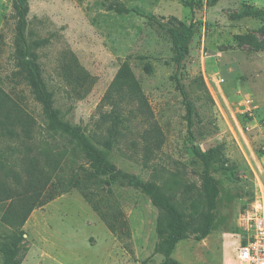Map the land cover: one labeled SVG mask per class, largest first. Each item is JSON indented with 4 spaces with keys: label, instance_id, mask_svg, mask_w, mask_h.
I'll return each mask as SVG.
<instances>
[{
    "label": "rangeland",
    "instance_id": "rangeland-1",
    "mask_svg": "<svg viewBox=\"0 0 264 264\" xmlns=\"http://www.w3.org/2000/svg\"><path fill=\"white\" fill-rule=\"evenodd\" d=\"M171 16L194 23L179 69L158 25ZM26 20L54 108L97 147L109 140L108 158L121 173L154 182L185 214L204 211L202 165L193 147L218 149L213 213L222 226L195 240L202 220L193 213L171 257L180 264H239L244 219L264 198V0H28ZM16 37L13 0H0V264L17 229L22 240L10 264H162L161 211L139 189L108 175L93 189L107 220L72 188L34 207L20 229L7 221L41 170L51 185L55 172L68 178L87 166L48 129ZM175 77L194 107L191 133ZM121 79L123 91L133 86L136 97L115 93Z\"/></svg>",
    "mask_w": 264,
    "mask_h": 264
},
{
    "label": "trees",
    "instance_id": "trees-1",
    "mask_svg": "<svg viewBox=\"0 0 264 264\" xmlns=\"http://www.w3.org/2000/svg\"><path fill=\"white\" fill-rule=\"evenodd\" d=\"M13 8L16 17L17 53L20 65L25 73L24 77L27 84L31 87L36 99L42 105V111L47 119V127L52 132L58 133L66 139L73 151L78 150L86 160L87 166L80 164L73 172L72 177L68 178L63 177L60 171L55 172V180L53 184H51L53 181L50 183L51 185H49L50 176L46 171L41 170L38 181L30 184V192L18 200L20 208L12 209L5 216L7 221L12 225L16 222L20 229L34 207L44 205L54 196L72 188L78 189L93 209L103 219L107 220L104 212L100 209L99 202L93 197V189L101 181V179L99 180L101 175H108L112 179L120 180L139 189L161 211V216L157 222V234L162 239L159 245L160 250L164 254L162 264H180L171 257V254L177 241L187 236L190 224L195 221L193 213L198 214L199 220H202V223L195 228V240L204 238L212 230L222 226V221L216 219L213 213L218 207L220 189L211 174V165L212 160L218 156V149L210 147L206 150H201L199 147H193V153L202 165L201 188L204 196V211H198L197 207H194L193 211L185 214L154 182L143 181L135 175L121 173L108 158V151L111 147L109 140L105 143L104 149L97 147L79 126L65 121L60 115L59 109L54 108L52 94L43 81L36 62V55L26 36L28 0H13ZM158 25L170 37L176 67L179 69L189 53V44L194 35V23H185L171 16L165 22H158ZM260 31L264 34V26L260 28ZM175 78L186 107L188 132L191 133L194 107L187 98L180 80L177 77ZM124 82L122 79L114 82L115 85L112 87L115 89V93L118 91L126 92V95L120 94V97L126 96L128 99H133L134 96L132 94L135 93L133 86L129 85L123 91ZM137 92L134 94L135 97L137 96ZM107 97H112V93L108 94ZM113 103L114 105L117 104L115 101ZM155 137H159V133L156 132ZM58 161H56V164ZM32 165L36 169L37 163ZM46 166L48 167V163ZM17 231L14 234L16 239H14L13 244L3 248L5 256L4 264H10L19 249L23 232L18 229Z\"/></svg>",
    "mask_w": 264,
    "mask_h": 264
},
{
    "label": "built area",
    "instance_id": "built-area-1",
    "mask_svg": "<svg viewBox=\"0 0 264 264\" xmlns=\"http://www.w3.org/2000/svg\"><path fill=\"white\" fill-rule=\"evenodd\" d=\"M239 264H264V198L256 201L243 222L241 240L237 246Z\"/></svg>",
    "mask_w": 264,
    "mask_h": 264
}]
</instances>
